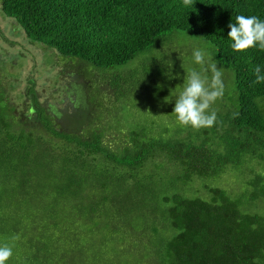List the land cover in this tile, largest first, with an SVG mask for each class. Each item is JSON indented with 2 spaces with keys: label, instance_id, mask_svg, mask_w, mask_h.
I'll return each instance as SVG.
<instances>
[{
  "label": "trees",
  "instance_id": "trees-1",
  "mask_svg": "<svg viewBox=\"0 0 264 264\" xmlns=\"http://www.w3.org/2000/svg\"><path fill=\"white\" fill-rule=\"evenodd\" d=\"M0 12L87 80L58 104L32 76L13 105L0 88L7 264H264V51L227 40L237 15L264 20V0H0ZM201 43L224 95L214 125L194 130L164 99ZM225 174L238 193L218 186Z\"/></svg>",
  "mask_w": 264,
  "mask_h": 264
},
{
  "label": "clouds",
  "instance_id": "clouds-1",
  "mask_svg": "<svg viewBox=\"0 0 264 264\" xmlns=\"http://www.w3.org/2000/svg\"><path fill=\"white\" fill-rule=\"evenodd\" d=\"M228 28L227 40L233 52L252 48L264 51V20L258 16L237 15ZM188 63L192 66L187 69L180 91L169 94L164 103L174 102L171 114L176 126L194 130L211 127L217 120L212 105L224 95V70L217 67L213 47L206 43L192 46ZM253 73L255 83H264V65H256ZM13 247L9 243H0V264H7L13 256Z\"/></svg>",
  "mask_w": 264,
  "mask_h": 264
},
{
  "label": "rangeland",
  "instance_id": "rangeland-1",
  "mask_svg": "<svg viewBox=\"0 0 264 264\" xmlns=\"http://www.w3.org/2000/svg\"><path fill=\"white\" fill-rule=\"evenodd\" d=\"M174 50H177V48H174ZM63 69L57 64V58L52 50L30 43L19 24L6 19L0 12V88H3L2 91L5 92L4 95L8 104L13 105L11 102L23 90L25 86L24 79L27 76L34 78L38 92L49 103L58 104L61 98L68 95L73 97L77 90L75 91L70 85H78L83 82L82 80H87L79 76L75 79L68 72L70 68L64 69V71ZM104 89H106V86L101 87L99 85L97 87V85L89 84V88L84 90H91L93 93L102 95ZM108 100H102L101 103L105 106ZM64 106L66 107L68 104L61 105V107ZM87 111L83 110L82 114ZM234 175L225 174L219 181L218 186L238 193L240 187L236 177H233ZM198 185L196 183L194 188H199V195H203V190Z\"/></svg>",
  "mask_w": 264,
  "mask_h": 264
}]
</instances>
